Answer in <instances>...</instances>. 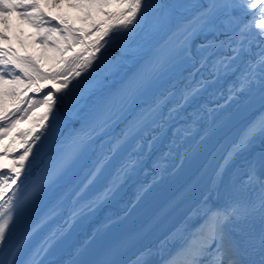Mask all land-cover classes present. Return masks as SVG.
I'll return each instance as SVG.
<instances>
[{"label": "snow or ice", "instance_id": "6c2138e0", "mask_svg": "<svg viewBox=\"0 0 264 264\" xmlns=\"http://www.w3.org/2000/svg\"><path fill=\"white\" fill-rule=\"evenodd\" d=\"M70 6L82 9L83 19L89 20L91 25L88 29H75L60 19L56 30L66 33L62 39L69 43L56 50L63 53L72 43L85 47L71 58L61 55L51 70L42 72L33 57L19 56L12 48L0 46V264H37L32 258L16 259L20 245L11 251L10 247H4L6 243L11 244L17 222L25 223L32 204L40 201L51 204L48 214L41 219L43 223L71 197L70 219H74L80 212L75 205L90 187L103 188V192L86 205L94 207L99 200L118 193L125 184L135 183L140 171L151 176L152 181L137 183L136 199L146 196L152 185L163 177L164 161L173 154V149L193 132L201 130L204 105L198 106V98L201 92L211 88L221 72L239 74L229 88L228 101L248 106L258 94L260 108L225 150L222 162L213 170L200 203L193 210L194 219L190 217L186 222L184 234L163 264H264V145L259 155L248 161L243 173L230 171L231 161L237 155L247 151L257 137L264 138V0H211L207 4L195 0H78ZM109 6H114V10L105 11ZM92 9L104 19H92ZM10 13H16L38 29L41 22L52 23L40 10L38 0H0V24L8 25ZM161 28L177 38L181 53L192 61L194 73L212 61L209 76H201L196 87L178 88L171 77L165 78L162 62L133 72L117 93L100 100L109 112L119 104V115L115 120L111 115L105 116L100 121V131L105 132L117 122L124 124L106 152L89 151L91 138H86V133L65 136L62 131L58 132L57 105L73 108L83 99L90 85L80 79L81 75L88 69L96 70L94 65L100 60L98 53L105 44L124 38L131 45L138 35L137 29L151 36ZM52 31V28L44 29V33ZM77 32L82 35L76 36ZM93 33L95 38L86 41L84 37ZM4 39L7 36L0 31V40ZM40 39L47 43L44 35ZM85 52L89 54L81 59ZM197 52L203 54L199 59ZM119 71L115 64L106 68L107 74ZM190 75L194 78L193 73ZM46 79L52 84L42 99L20 98L22 90L41 93L44 89L39 81ZM97 84L102 86L103 82ZM148 96L150 101L145 99ZM5 97L16 98L11 110L4 107ZM21 103L28 106L20 107ZM39 104L46 107L39 117L41 131L37 132L35 126L17 129L23 116ZM50 116L51 121L45 123ZM203 133L201 140L210 135L211 130L204 128ZM48 135L65 139L56 152L44 160L38 142ZM5 137H11L10 141L5 143ZM165 138H168L164 145L167 150L153 156ZM10 156L12 159L5 163ZM34 167L39 171L28 195L21 199L17 196L24 183L21 178L32 176L28 170ZM132 210L128 208L129 212ZM257 218L258 232L252 230ZM109 223L116 221L109 220ZM37 227L39 224L31 227L25 239ZM86 247L85 244L77 249V257L84 258L72 264H118L111 258L87 259ZM112 255L114 253L109 251L108 256ZM151 256L152 250L145 248L131 264H152Z\"/></svg>", "mask_w": 264, "mask_h": 264}, {"label": "bare ground", "instance_id": "6f19581e", "mask_svg": "<svg viewBox=\"0 0 264 264\" xmlns=\"http://www.w3.org/2000/svg\"><path fill=\"white\" fill-rule=\"evenodd\" d=\"M59 2L63 3L64 1L58 0V3ZM195 2L207 4L210 3L211 0H195ZM40 10L45 13L48 12V14H51L58 20L63 18V14L59 13L60 9L58 7L54 8L53 5L46 7V9L40 5ZM8 20L10 22H8L7 26H11L12 21L10 19ZM137 32L138 35L135 36L134 42L131 45H129L128 40L124 38L114 43L110 42L105 44L103 51L98 53L100 60L98 64L94 65L96 70H90L85 75L81 76L82 81L88 83L90 87L88 92L84 93V97L80 100L79 104L73 108H69L67 105H57L58 111L56 115L59 117V119L56 121L57 131H62L65 133V136H69L73 132L80 134L86 133L87 136L91 138V146L88 147L89 151L94 149L96 153L106 152L113 142L114 137L124 127L123 122H117V124L107 127L105 132H101V120L95 124V119L92 116L97 102H99L101 98L104 97V94L110 87L115 86L114 90L117 89L116 91H119L123 87L124 81L129 76H131L133 72L143 67L141 64H139L140 61H142L145 66L157 63L156 60L158 58V54L157 52H152L153 49L151 45L152 43H155V41L159 39L160 36L164 37L166 35L160 51L169 46V44H167L168 41L176 38L170 31L164 28H161L159 32H156L151 36H146L145 33L140 29H137ZM7 36H9V34H7ZM7 42V39L0 40V46L5 47ZM174 44L175 43H172V45ZM201 55L203 54L197 52V59H199ZM212 63L213 62L210 61L206 67L201 68L198 73H194L192 61L187 59L185 56L182 60V63L178 64L179 66L177 68L173 69L171 67H167L162 71L165 72V78L167 79L171 77V82L176 83L178 88L196 87V81L200 80L201 76H209L210 71H212ZM113 64L117 65L120 68V71L116 74H107V66ZM190 73L194 74V78L193 75H190ZM124 74L127 76H124ZM238 75V73L234 72H221L218 74V79H216V81L212 84L211 88L201 92L198 98V106L204 105L202 110L203 117L201 120V129L204 122L208 121L215 114L222 111V109H225L223 106L227 105L222 114H224V117L229 116L228 120L226 121L227 123L232 121L230 123L231 125H233V121L240 116H244V114H247L250 111H253L254 108H258L260 106L258 94L254 96L250 105H238V111L237 109L235 110V104L230 106L232 101H228L229 88L235 84ZM98 81L103 82L102 86H98ZM73 83H76V81L73 80ZM51 84L52 81L50 80V82L42 86L44 89L42 91V97L46 94L47 88L51 87ZM92 93H94V95ZM113 94H115V92ZM145 99L150 101L151 97L149 96ZM209 109H212V111H209ZM45 110L46 107L43 104L36 105L33 109H31L27 116H23V118L20 120V123L17 125V129H27L35 126V130L37 132L41 131L39 126V117L42 116ZM233 113L236 115L230 116L233 115ZM118 115L119 113L114 115L112 114V119L115 120L116 116ZM51 119L52 118L50 116L49 120L45 121V123H49ZM219 120L217 118L212 123L216 124V122ZM215 129L216 128L213 126L211 134L209 135L211 136L212 140L210 139L204 145L202 144L201 146H195V143L197 142L192 137V135L195 134V132H193L191 136L186 137L180 142V146L178 148L173 149V154L167 157L166 161H164V165L166 169H170L175 164L177 166L171 169L169 173H166L165 171L163 177L153 184L155 186L153 187L152 185V188H154L152 192H154V194L150 198L147 197V195L140 200L136 199L137 183L140 181L145 183L152 181L151 176H146L144 171H140L135 177V183L129 182L125 184L118 193L99 200L94 207L86 205L88 204V201L102 193L103 188L99 186L90 187L87 193L83 195L79 202L75 205V207L80 209V212L79 215L74 219H70L69 209L73 207L71 204V197L65 201L64 205L59 211H57L55 215L49 214L43 223H41V219L44 218L46 214H48V208L51 206V204L48 203L46 205L45 201L37 202L31 205L32 211L26 217L25 223L21 225L20 222H17V226L14 229V235L11 239V244L9 245L6 243L4 247H10L11 251L15 250L16 245H20L21 250L16 257L18 260H27L32 258L37 262V264H72L74 260L78 258H84L83 256L77 257L76 254L72 255V253H74L76 249H79L81 245L86 244V258L92 260L91 255L96 249L95 246L99 245L101 242L99 238H102L103 236L109 237L110 234L113 233V230H115V227H119L122 224L124 227H131V225L141 222V220L149 213V211L159 204V201H161L162 198L168 192H170V189H172V187L177 184L174 183L170 185L168 182H172V180L178 174H180V177H177V179L174 180L181 181L186 173L194 170L193 168H195V166L203 160L206 149L212 147L213 143L216 141V138L219 136L218 134L220 132L218 133V131H216L217 129ZM10 139L11 137H5V143L9 142ZM63 139H65L64 136L57 138L56 136L48 135L47 139L42 136L41 141L38 142L40 156L44 160H47L49 156L56 152ZM167 142L168 138H165L162 144H158L153 156H158L161 151H166L167 149L164 147V145L167 144ZM262 145H264V141H262V139L260 141H254L247 151L241 152L239 155H237L235 161L240 163V172L245 171L244 166L249 159L248 154L250 150L254 151L259 148L262 149ZM179 150H182L183 152V156L181 158L180 155H178ZM35 151L36 149L34 148V152ZM11 159V156L8 157L7 160H5V163L9 162ZM28 171L32 172V176H29L27 179L24 177L21 178L24 180V183L21 184L20 189L17 191V195L22 191L23 188L31 187L29 183L31 184L39 169L34 167ZM160 182L166 183V189L164 191H160L161 188L164 187V184L162 185ZM207 185L197 196V202L189 211L190 213L184 216L183 220L179 222V224L172 232L169 233L168 236L164 237V239L160 242L153 244V246L150 248L152 250V256L150 257L152 264H163V260L167 257L169 252L173 250L175 243H177L184 234L182 230L185 227L186 222H189L190 217L194 219L195 213L193 210L199 205L202 194L206 190ZM44 206L46 207L45 210L42 209ZM129 207L133 208L131 212L128 211ZM120 213H122V215L120 218H117V214ZM30 220H32V223L28 226H25ZM109 220L116 221V223H109ZM37 224H39V227H37L36 230L32 232L31 236H28V238L25 239V236L27 235V232L30 230V228ZM86 236L92 237V239L89 238L88 241H85ZM120 236L111 239L109 242L103 245V247L117 240ZM21 237L23 238L21 239ZM21 242L23 243L21 244ZM33 253H36V255L33 256ZM134 259H132V261ZM132 261H130L128 264H131Z\"/></svg>", "mask_w": 264, "mask_h": 264}, {"label": "rangeland", "instance_id": "374dc122", "mask_svg": "<svg viewBox=\"0 0 264 264\" xmlns=\"http://www.w3.org/2000/svg\"><path fill=\"white\" fill-rule=\"evenodd\" d=\"M63 1L65 2V3L63 2L64 4L62 2L61 3L59 2L60 3L59 4L58 0H38L39 4L42 5L45 8L49 7L50 5H53L54 8L58 7L60 9L59 13L63 14L62 15L63 16V20H65L66 22H68L69 16L72 15L73 13L75 14V13H79L80 12V13L84 14V11L82 9L74 8V7L70 6L71 3H76V2H78V0H63ZM66 6H67L68 9L66 8ZM8 19H10L12 21V25L11 26H5L4 27L3 24H0V31H3L6 36H7V34H9V36H7V41L8 42L11 41V42L9 44H7L8 45L7 48L11 47L12 44H17L19 47L22 48L23 45H26L27 42L29 40H31L32 35L34 33H36L37 31H41V28L40 29H38V28L36 29L35 25H33L30 21H27V20L19 18L16 13L8 14ZM165 37H166V35L164 37L160 36V38L157 39L155 41V43H152V45H151L152 49H153L152 52H157V54H158L157 57L158 58H157L156 61L163 63V69H165L167 67H171V68L175 69V68H177L179 66L178 64L182 63V60L185 57V55L183 53H181V51H180L181 45H180L179 41L177 40V38H173L170 41H168L167 44H169V46L166 47L164 50L160 51V48L163 45ZM16 41H17V43H15ZM172 43H175V44L172 45ZM36 45H38V47L40 49V55H39L40 60L39 61H42L41 54L43 52V49L39 46V42L38 41L36 42ZM15 53L17 55L21 56V51H20L19 48H16ZM83 58H81V59H83ZM139 64H141V66H145V64L142 61H140ZM40 67L43 68L44 64H41ZM90 70H92V69H88L86 72L82 73V75H85ZM124 76H127V75L124 74ZM80 79L82 80V77ZM48 82H50V80L45 81V82H39V84L41 86H43V85L47 84ZM114 88H115V86L114 87H110L107 90V92L104 94V97L108 96L109 94H113L114 92L117 93L118 92V91H116L117 89L114 90ZM29 97H32L33 100H40L42 96H36V95H34V93H31V95H29ZM27 98L25 100H27ZM145 98H147V97H145ZM238 105L239 104H237L235 108H238ZM20 106L21 107H27L28 105L25 104V103H21ZM118 108H119V104L115 105L112 108V111L109 112L108 110L105 109L104 105L100 103V101L97 102V104H96V106H95V108L93 110V114H92V116L95 119L94 120L95 124L97 122H99V120H104L105 116H107V115H112L113 113H115V114L119 113L117 111ZM217 118H218V120L221 118L220 114H218V113H217V115L215 114L208 121L204 122L203 125L207 124V126L204 127V128L212 130V127L215 125L212 122L215 121V119H217ZM217 123H219V121H217L216 124ZM217 126H219V125L217 124ZM74 134H77V132L71 133V135H74ZM207 137L208 136H206L203 140H201V139L198 140V143H202V141H204ZM261 139H262V141H264V138L258 137L255 140V142L256 141H260ZM90 146H91V143L88 145V147H90ZM260 151H261V148L256 149L254 151L250 150V152L248 154L249 155L248 161L250 159L254 158V157H257L259 155ZM236 157L231 161L230 171L237 172V173H243L244 171L240 172V166H239L240 163H238V161H235ZM247 162H246V165L244 166L245 170H246V167H247ZM29 185L31 186L30 183H29ZM153 189H151V193H150L149 198L151 197L152 194H154V192H152ZM29 190H30V187L29 188H23L22 191L17 196L19 198L23 199L25 196L28 195ZM45 206L42 208L43 210L46 209ZM31 221L32 220L28 221L27 223L29 224ZM259 229H260V222H259V219L257 218L255 221H253L252 230L258 232ZM22 238L23 237H21V239Z\"/></svg>", "mask_w": 264, "mask_h": 264}, {"label": "trees", "instance_id": "16d2710c", "mask_svg": "<svg viewBox=\"0 0 264 264\" xmlns=\"http://www.w3.org/2000/svg\"><path fill=\"white\" fill-rule=\"evenodd\" d=\"M114 10V6H109L108 8L105 9V11H111ZM93 13L92 19L94 20H103L104 17L98 13L95 9L91 10ZM84 14L82 13H75L70 16V24L72 25V28L75 29H88L90 28L91 22L89 20L83 19ZM47 28H52L50 25H46L44 29ZM44 29L41 32L34 33L32 35V39L30 41V44L28 45L29 47V52L31 57L34 58L35 61H39V55H40V49L39 47L36 46L35 42L38 40L39 41V46L43 49V52L41 54L42 62L40 64H44L43 69H39L42 72L49 71L53 68V66L58 63V58L63 55L65 58H71L74 56L76 53L81 52V50L85 47L83 44L79 43H72L71 47H68L66 51L63 53L58 52L56 49L58 47H65L68 41H65L62 39L66 33H62L59 30H55L52 32L44 33ZM44 35L45 40L47 43L45 44L44 42L41 41L40 36ZM76 36H79L75 33ZM89 41L95 38V33L92 35L87 36ZM89 53L85 52L83 53V57H86ZM81 57V58H83ZM62 66V65H61ZM9 87V86H5ZM29 91L27 90H22L20 93V98L23 99V97L28 93ZM16 101V98L14 97H5L4 98V107L6 109L11 110L13 108V105Z\"/></svg>", "mask_w": 264, "mask_h": 264}, {"label": "water", "instance_id": "95a60500", "mask_svg": "<svg viewBox=\"0 0 264 264\" xmlns=\"http://www.w3.org/2000/svg\"><path fill=\"white\" fill-rule=\"evenodd\" d=\"M258 108H254L253 111L249 112L248 115L241 116L236 122H234V126L226 131L222 136L218 137V139L215 141V147L212 151V155L210 156L209 160L207 161V164L204 166L203 174L201 177L198 178V181L194 182L191 187L194 186V189L200 190L201 187H204L203 184H199L196 186V184L200 181H203V183H207L209 180V176L211 174V170L214 169L215 164L221 160V157L223 156L226 147L232 140H234L239 134L240 131H242L243 126L251 119H253L254 115L258 114ZM203 185V186H202ZM185 201L182 202V204ZM149 246V245H146Z\"/></svg>", "mask_w": 264, "mask_h": 264}]
</instances>
